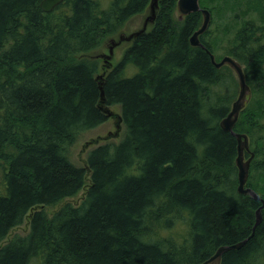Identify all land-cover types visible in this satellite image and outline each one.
<instances>
[{
  "label": "trees",
  "instance_id": "trees-1",
  "mask_svg": "<svg viewBox=\"0 0 264 264\" xmlns=\"http://www.w3.org/2000/svg\"><path fill=\"white\" fill-rule=\"evenodd\" d=\"M40 2L0 0V264H201L242 240L220 264H264V207L255 225L262 201L238 192L237 138L219 124L238 79L191 45L201 11L180 19L177 0L158 1L154 24L103 76L122 136L78 166L71 146L109 117L101 57L88 55L150 0H63L49 12ZM199 3L225 33L236 26L224 55L251 92L234 130L254 152L246 185L264 199V0ZM209 30L200 40L214 53ZM81 190L79 203L47 211ZM25 217L28 233L7 239Z\"/></svg>",
  "mask_w": 264,
  "mask_h": 264
},
{
  "label": "water",
  "instance_id": "water-1",
  "mask_svg": "<svg viewBox=\"0 0 264 264\" xmlns=\"http://www.w3.org/2000/svg\"><path fill=\"white\" fill-rule=\"evenodd\" d=\"M63 0H41L40 6L41 8L49 12ZM159 0H150L148 10L149 14L145 17L142 26L132 34L127 37L120 36L118 40H111V45L109 48L108 54H91L88 55L90 57H98L101 56L104 60L102 68L104 71L101 74L97 75V80L100 88V105L101 108L110 116H115L118 118V124L121 121V115L113 112L109 107H103L105 102V93L103 89V76L105 74V70L111 67V59L113 58V49L116 45L120 44L123 40H132L136 35L145 32L148 27L155 22L156 19V9L158 7ZM177 10H179L181 19L183 16L188 15L194 11H201L203 15V20L193 34L190 37V43L193 46H200L206 50L209 54L212 63L216 67H220L222 65H229L237 75L238 83H239V93L236 99L232 102L231 108L228 114L223 117L219 124L220 126L231 133H233L237 138V150L238 155L236 157V164L238 167V192L242 194H249L255 199H260L262 204L256 210V222L255 225L261 220V210L264 207V199H262L250 186H247L246 183L248 181L249 176V168L251 160L254 157V152L249 147V138L245 133L236 132L234 130V126L239 118L241 110L245 107L246 103L249 100V95L251 92L250 86L246 82L245 73L243 70L242 64L237 61L235 58L225 55L220 60H216L214 53H212L200 40V34L205 32L209 26L211 20V12L204 7L200 6L199 0H177ZM117 133V131H116ZM245 151L249 152L250 155L245 159ZM252 235V234H251ZM245 240L239 241L237 243L231 245H221L219 246L213 255H211L208 259L203 261L201 264H220L222 254L229 249H236L241 247L244 244Z\"/></svg>",
  "mask_w": 264,
  "mask_h": 264
},
{
  "label": "rangeland",
  "instance_id": "rangeland-1",
  "mask_svg": "<svg viewBox=\"0 0 264 264\" xmlns=\"http://www.w3.org/2000/svg\"><path fill=\"white\" fill-rule=\"evenodd\" d=\"M147 14L137 15L133 19L128 21L124 25L121 33L131 34L132 32H134L135 29H137L140 26V24L142 23V20ZM176 15L179 17L180 15L179 10H176L175 16ZM246 17H248V15ZM230 23L232 24V29L229 32L225 33L223 31V21L221 20L218 14H215L213 15V19H211L210 24L208 26L210 30H209L207 37L211 39L215 36H218L219 38L218 44L215 45L216 47H214V53L217 59H220L225 54L224 47L226 45L227 39L234 34V31L236 29L235 24H233L232 22ZM113 38L117 39L118 37L114 36ZM130 44L131 42L128 43L127 41H123V43H121L120 45H117L114 48V57L112 59L113 63H116L121 58L123 51ZM101 52L108 53V50L104 49V50H101ZM100 59H101L100 61L101 64L104 63V60L102 58ZM133 73H134V70H131L128 72L129 75H132ZM238 92H239V86H238ZM110 108L113 112H116L118 114L120 113V106L118 104L111 105ZM117 121H118L117 117L109 116L105 122L101 123L100 125L88 131L83 132L79 136L77 141L70 148V152H69L70 160L78 166H85L87 152L90 149L106 141H118L122 136L124 126L122 125L121 122H119L118 124ZM82 197H83V190H81L75 196L67 197L63 199L62 202H60L59 204L46 207V209L49 213H53L64 202H71V203L77 204L81 201ZM28 231H29V219L25 217V219L23 220L21 224L15 226L10 231L7 239H10L11 236H13L14 234L25 235L28 233ZM39 263H40V260L36 258L33 259L31 262V264H39Z\"/></svg>",
  "mask_w": 264,
  "mask_h": 264
},
{
  "label": "bare ground",
  "instance_id": "bare-ground-1",
  "mask_svg": "<svg viewBox=\"0 0 264 264\" xmlns=\"http://www.w3.org/2000/svg\"><path fill=\"white\" fill-rule=\"evenodd\" d=\"M256 222V221H255ZM31 263V262H30Z\"/></svg>",
  "mask_w": 264,
  "mask_h": 264
}]
</instances>
